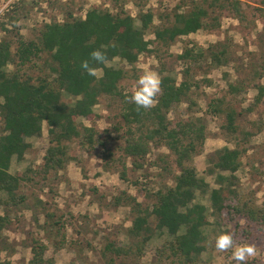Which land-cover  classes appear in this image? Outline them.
<instances>
[{
    "label": "trees",
    "instance_id": "1",
    "mask_svg": "<svg viewBox=\"0 0 264 264\" xmlns=\"http://www.w3.org/2000/svg\"><path fill=\"white\" fill-rule=\"evenodd\" d=\"M190 4L185 10H179L181 5L178 6L171 14V24L162 27L153 26L154 14L150 8H140L135 18L124 8L111 12L92 6L84 16L69 13L62 21L44 23L38 30V37L32 40H26L20 33L18 18L13 14L7 15L6 22H0L4 31L0 39V204L17 206L24 201L25 196L17 191L24 182L33 179L28 172L46 178L49 173L63 169L72 159L69 149L73 141L83 148L99 144L105 150L106 164L121 168V179L126 178L128 162L135 169L142 167L151 147L157 145L164 146L173 156L178 171L173 176L174 183L153 193L150 208L142 206L124 191L113 197L112 204L129 206L133 217L125 231L129 243L120 245L109 241L101 249L106 264H114L117 259L120 262L136 260L141 256L152 236L151 215L156 219V228L165 229L172 237L159 254L169 264H199L209 229L229 225L226 231L234 233L235 242L248 240L252 233L264 229V206H258L253 196L245 197L234 188V173L245 151L239 143L233 148L223 146L216 152L214 167L229 174H217L221 184L210 189L211 215L215 220L209 221L208 209L194 201L196 195L205 194L209 186L198 176L194 165V156L202 149L207 137L206 120L195 114L181 118L169 116L195 85L188 78L191 62L198 56L207 55L214 65H224L228 61L226 47L217 42L198 53L192 48H183L178 54V58L186 63L182 79L177 82L170 74H161V90L151 108L138 109L127 98L131 91H126L120 84L124 79H137L135 64L141 53L154 51L151 43L168 46L179 36L201 28L215 29L220 26L221 17L228 13L238 20L245 19L240 0H191ZM150 29H153V39L145 37ZM93 49L104 51L107 62L119 58L130 69L97 63L90 57ZM83 60L100 69L101 78L88 75L81 67ZM258 77L263 82L255 84V103L264 96V64ZM241 89L242 85L238 83L228 84L231 93L236 94ZM102 95L112 97L120 106L119 120L112 130L116 133L115 139L120 141L117 155L95 128L77 121L80 117L96 116L93 107ZM220 103L222 100L218 99L209 104L210 111L219 114ZM190 104L195 102L191 100ZM235 119L234 110L225 113L223 128L233 138L237 132ZM43 122L48 127L49 145L42 165L36 171L29 168L22 173H10L12 158L22 159L30 147L27 138L40 135ZM104 131L110 134L109 130ZM246 134L244 132V136ZM2 193L6 194L5 198ZM43 213L48 227L46 232L50 233L47 237L54 246L60 247L63 239L57 240L56 236L64 226L63 220L55 218L53 212L46 210ZM8 221L6 214H0V236ZM46 248L40 238L33 237L32 256L27 264H54L52 259L45 258ZM160 263L164 264L162 260ZM0 264L12 263L5 259Z\"/></svg>",
    "mask_w": 264,
    "mask_h": 264
},
{
    "label": "rangeland",
    "instance_id": "2",
    "mask_svg": "<svg viewBox=\"0 0 264 264\" xmlns=\"http://www.w3.org/2000/svg\"><path fill=\"white\" fill-rule=\"evenodd\" d=\"M190 3L191 0H0V22H6L7 15L13 14L18 18L20 33L26 40H32L38 37V30L44 23L62 21L69 13L84 16V12L92 6L111 12L124 8L135 18L140 8H150L154 14L153 26L162 27L171 24V14L178 6L181 5L179 10H185L191 6ZM240 6L245 14L244 20H238L228 13L221 17L220 26L215 29L201 28L179 36L168 46L153 42L151 47L154 51L141 53L134 68L137 76L148 69L159 76L170 74L179 82L186 67V63L178 58L183 48H192L198 53L206 50L210 44L220 42L227 49L228 61L224 65H214L207 55L198 56L191 62L188 78L195 85L188 97L169 113L171 118L195 114L204 116L206 120L207 137L202 149L194 156V165L198 176L209 186L208 191L198 193L194 201L208 209L207 217L211 223L215 218L211 215L210 189L221 184L217 174H229L214 167L216 152L223 146L233 148L239 143L240 148L245 149L240 157V166L234 173V188L245 197L253 196L258 206H264V96L260 102H254L257 92L255 84L263 82L258 73L264 64V0H240ZM152 30L145 35L147 39H153ZM3 36L0 25V39ZM107 65L130 69L119 58L108 61ZM136 80L124 79L120 82L121 87L132 91ZM229 83L242 85L241 91L236 94L229 92ZM218 99L222 100L219 105L221 111L215 114L210 111L209 104ZM191 100L195 104L189 105ZM93 110L96 116L80 117L77 121L95 128L100 138L117 155L120 141L115 139L116 133L112 130L119 120L118 101L102 95ZM231 110L236 115L237 132L234 138L223 128L225 113ZM47 128L43 122L41 134L27 138L30 147L22 159L12 158L10 173H22L29 168L38 170L49 145ZM244 132L247 133L245 136ZM69 150L72 159L56 173L51 172L43 178L37 173L28 172L33 179L24 182L17 191V194L25 196L22 203L8 207L0 204V214H6L9 219L1 231L0 261L8 259L12 264H27L32 256L31 239L38 237L47 246L45 258L52 259L54 264H106L101 249L109 241L120 245L129 243L125 231L133 217L129 206H114L113 197L124 191L134 196L142 206L150 208L153 193L172 185L173 176L178 172L172 154L164 146L153 145L138 169L128 162L125 179L119 177L120 167L106 164L105 150L99 144L83 148L73 141ZM5 197L6 194L2 193V198ZM46 210L63 220L64 226L59 229L60 235L56 236L57 240L63 239L60 247L54 246L47 237L50 233L46 232L48 227L43 215ZM149 224L152 236L143 247L141 256L136 260L121 262L117 259L114 264H159V260L169 264L159 254L165 242L172 237L165 229L156 228V219L152 215ZM221 229L227 230L229 225L208 230L199 264H237L230 250L220 252L214 247L213 237ZM245 241L256 247V255L247 264L264 263V229L252 233Z\"/></svg>",
    "mask_w": 264,
    "mask_h": 264
},
{
    "label": "clouds",
    "instance_id": "3",
    "mask_svg": "<svg viewBox=\"0 0 264 264\" xmlns=\"http://www.w3.org/2000/svg\"><path fill=\"white\" fill-rule=\"evenodd\" d=\"M103 47V46H102ZM91 59L97 63L107 65V58L101 49H93L90 53ZM81 67L86 70L88 75L101 78L102 73L95 67L90 66L88 60L81 62ZM161 78L159 74L153 70L144 69L137 77L133 86L131 95L127 97L137 108H151L155 105L156 97L160 92ZM214 247L220 252L231 251V257L237 264H247L250 258L256 255V247L254 244L244 241L236 243L231 232L219 230L213 237Z\"/></svg>",
    "mask_w": 264,
    "mask_h": 264
}]
</instances>
